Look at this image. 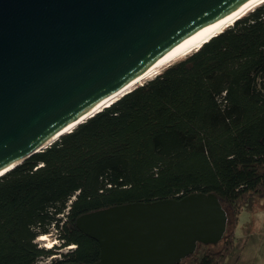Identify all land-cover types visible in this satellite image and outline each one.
<instances>
[{"label": "trees", "instance_id": "1", "mask_svg": "<svg viewBox=\"0 0 264 264\" xmlns=\"http://www.w3.org/2000/svg\"><path fill=\"white\" fill-rule=\"evenodd\" d=\"M230 23L0 176V264L96 261L75 225L96 209L211 192L235 223L264 196V0ZM236 239L175 264H223Z\"/></svg>", "mask_w": 264, "mask_h": 264}, {"label": "water", "instance_id": "2", "mask_svg": "<svg viewBox=\"0 0 264 264\" xmlns=\"http://www.w3.org/2000/svg\"><path fill=\"white\" fill-rule=\"evenodd\" d=\"M246 1L0 0V176ZM226 220L211 192L96 209L75 225L98 259L63 264H175L196 242L219 241Z\"/></svg>", "mask_w": 264, "mask_h": 264}, {"label": "rangeland", "instance_id": "3", "mask_svg": "<svg viewBox=\"0 0 264 264\" xmlns=\"http://www.w3.org/2000/svg\"><path fill=\"white\" fill-rule=\"evenodd\" d=\"M162 68L163 66L159 70ZM225 229L233 230L237 239L223 264H264V196L249 198L239 212L235 223L229 216ZM45 235V240L37 238L41 246L54 248L59 245V239L53 233ZM47 242L50 243L49 246H46ZM68 247L62 246L55 249V254L40 257L35 264H52V259L59 257L58 253L67 250Z\"/></svg>", "mask_w": 264, "mask_h": 264}, {"label": "bare ground", "instance_id": "4", "mask_svg": "<svg viewBox=\"0 0 264 264\" xmlns=\"http://www.w3.org/2000/svg\"><path fill=\"white\" fill-rule=\"evenodd\" d=\"M263 0H247L244 2L241 6H239L237 9L233 10L232 12L226 14L225 16L217 19L207 27L203 28L187 40L172 46L170 49H168L165 53H163L160 57H158L152 64H150L135 80H133L132 84H138L142 80L150 77L153 75L157 70L160 69V67L166 65L167 63L177 59L178 57H181L182 55L188 53L189 51L195 49L198 47L202 42L206 41L211 35L215 34L218 30H220L222 27L229 24L233 19H235L237 16L243 14L248 9L252 8L259 2ZM108 104V103H106ZM100 107H103L102 104H99L96 106L92 111H95L96 109H99ZM90 113L86 114L84 117H87ZM83 118L77 120L79 122ZM76 122L73 124L67 126L64 131H67L75 125ZM2 173V171L0 172ZM39 240H45L46 235L41 234L37 237ZM50 243L47 242L46 246H49Z\"/></svg>", "mask_w": 264, "mask_h": 264}, {"label": "built area", "instance_id": "5", "mask_svg": "<svg viewBox=\"0 0 264 264\" xmlns=\"http://www.w3.org/2000/svg\"><path fill=\"white\" fill-rule=\"evenodd\" d=\"M68 246H71V245H68ZM68 246H67V247H68ZM47 261H48V260H47Z\"/></svg>", "mask_w": 264, "mask_h": 264}]
</instances>
